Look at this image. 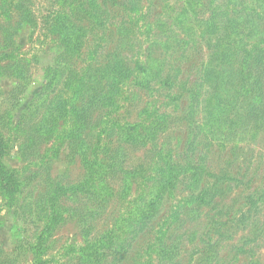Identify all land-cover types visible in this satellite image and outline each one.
<instances>
[{
	"label": "trees",
	"instance_id": "obj_1",
	"mask_svg": "<svg viewBox=\"0 0 264 264\" xmlns=\"http://www.w3.org/2000/svg\"><path fill=\"white\" fill-rule=\"evenodd\" d=\"M69 1L57 0L59 11L50 22L54 36L53 57L45 70V83L37 97L45 96L48 99L51 88L66 76L65 86L70 88V99L74 102L59 97L54 103L49 102L45 106L42 119L35 128L24 129L23 119L16 130L25 133L32 145L54 139L60 145L68 144L81 157L89 177L83 183L68 188L74 194L82 191L98 202L105 201L106 179L115 172L125 174L124 191L129 193L134 190L124 214L107 228L102 238L76 249L78 264H109L111 259L110 264H116L117 259L134 250V243L142 236L155 231L153 237L140 245L135 257L137 264H180L184 244L178 231L188 219L195 218L201 207L212 205L225 187L232 190L229 185L223 186L224 183H230L231 175L227 173L228 170L220 173L210 171L206 156L198 159L188 153L187 162L183 163V158H176L171 150L159 146H154L148 163L149 169L146 171L140 168L128 172L119 166L118 157L101 158L96 155L98 151L92 146L91 139L95 136L100 140L104 134L112 141L118 134H124V137L130 139L125 142L146 146L148 141L154 139L158 129H164L167 117L155 114L160 113L157 110L152 113L147 111L148 117H153L150 126L146 122L122 125L114 117L116 110L121 107V88L130 82V86L152 91V84L161 76L166 63L163 60L156 63L148 53L147 60H151V63L142 61L139 57L132 64L129 60L126 62L124 58H118L98 67L93 61H85L84 66L74 68L71 60L77 54H84L91 31L89 23L103 25L110 20L108 5L115 4L116 0H109L110 3L108 0H94L93 8L86 6L87 0H77L75 7ZM134 1L132 0L134 26H138L142 20L147 33L158 28L167 35V39V32H173L171 27H175L188 41L206 42L209 55L202 62L191 86L187 83L182 85V89L187 90L189 99L184 119L191 128L190 149L196 148L195 140L200 137L221 150H231L233 153L243 146L249 145L250 149L258 143L263 144L264 148V140L256 136L261 131L264 136V0H228V18H223L228 12H222V6L215 3V0H181V7L174 15L170 12L160 14L154 21L148 19L146 12H141V2ZM26 2L27 0H0V17L6 19L4 24L0 23L3 34L0 37V78L12 76L25 81L29 77L24 64L28 60L19 58L17 51L20 46L16 42L21 29L34 22L32 10L27 6L30 4ZM200 6L201 9H210V16L201 17ZM15 10L21 12L16 28L10 24ZM183 41L184 44L188 43L185 39ZM11 46L15 48L14 54L7 50ZM167 46L171 49L169 43ZM164 60L167 62L166 57ZM165 81L168 88L176 85L171 76ZM105 82H111L110 86ZM205 90L208 95L204 94ZM96 112H100L101 116L104 114L105 118L101 123L106 122L103 130L98 133L96 129L101 123L93 122ZM196 115L199 117L196 118ZM201 115L205 117L204 123L199 119ZM61 119L64 120V126L59 129ZM250 121L253 122L252 126L249 125ZM155 125L161 127L157 129ZM251 128L255 135L247 133ZM5 145L6 137L0 133V185L11 201L10 205H13L18 200L16 194L24 192L25 186L6 170L2 161ZM119 154L125 156L124 149H120ZM150 171L152 173L148 174ZM61 192L65 191L58 190L57 195L55 193L50 199L53 203L49 209L52 218L39 234L34 246L33 264L46 263L43 259L46 242L61 220L55 204ZM253 195V198L251 195L248 197L249 203L257 207L264 198V191ZM166 199L171 200L172 205L166 218L158 220L165 208ZM214 208L219 209L218 213H223V209L216 205ZM248 264L259 263L251 260Z\"/></svg>",
	"mask_w": 264,
	"mask_h": 264
},
{
	"label": "rangeland",
	"instance_id": "obj_2",
	"mask_svg": "<svg viewBox=\"0 0 264 264\" xmlns=\"http://www.w3.org/2000/svg\"><path fill=\"white\" fill-rule=\"evenodd\" d=\"M93 1L87 0L86 6L93 8ZM108 2L110 3L109 0ZM139 2L141 8L143 7L141 12H146L148 19L153 21L160 14L170 12L174 15L182 4L181 0ZM26 3L30 4L27 6L32 10L34 22L31 26L21 29L16 42L20 46L17 51L19 58L28 60L24 64L29 77L25 81L12 76L0 78V133L6 137L2 161L9 174L25 186L24 192L16 194L18 200L10 205L11 201L0 185V264H33L34 246L39 234L52 218L49 209L53 203L50 199L62 189L65 192H61L55 203L61 220L46 242V254L43 259L45 264H78L76 249L80 245L102 238L107 228L124 214L134 190L129 193L124 191L125 174L115 172L106 179L105 201L98 202L82 191L74 194L68 188L83 183L89 177L81 157L72 151L68 144L60 145L55 143L54 139L32 145L25 133L16 130L23 119L24 129L35 128L49 102L54 103L59 97H71L70 88L65 86L66 76L51 88L48 99L45 96L37 97L45 83V70L53 57L54 36L50 22L59 11V5L57 0H27ZM215 3L222 6V12H228L223 16L228 18V0H215ZM69 4L75 7L77 0H70ZM108 8L110 20L105 21L103 25L89 23L91 31L87 37L84 54H77L71 60L73 67L79 69L84 66L85 61H93L98 67L118 58H124L126 62L129 60L130 64L136 62L138 57L151 63V60H147L148 53L156 63L163 60L166 63L164 71L153 82L152 91L130 86V82L121 88V107L116 110L114 119L119 120L122 125L146 122L150 126L153 117H148L147 111L152 113L157 110L160 113L155 114H164L167 122L163 130L161 125H155L161 131L158 129L154 139L148 141L146 146L125 142L130 139L124 137V134H118L112 141L104 134L100 140L95 136L91 139L92 146L98 151L96 155L101 158L118 157L119 166L128 172L140 168L146 171L149 169L148 163L152 158L154 146H159L171 150L176 154V158H183V163L187 162L189 154L198 159L200 156H206L210 171L220 173L228 170L227 173L231 175L230 183H224L223 186L229 185L232 190L225 187L212 205L201 207L195 218L188 219L185 226L178 231L184 244L180 264H248L251 260L264 264V198L257 207L249 203L248 198L250 195L253 198V193L264 191L263 144L252 145L253 148L250 149L249 145L243 146L241 150L233 153L231 150H221L200 137L195 140L194 150L189 147L191 128L184 119L188 112L189 99L187 90H183L182 85L187 83L191 86L202 62L209 55L206 42L188 41L175 27H171L173 32H167V39V35L158 28L152 33H147V27L142 20L138 26H134L132 0H116V3L108 5ZM199 11L203 18L210 16L209 12H212L208 8L201 9V6ZM19 13L20 10L13 11L10 24L14 28L20 21ZM5 22L6 19L1 16L0 23ZM0 37H3L1 31ZM184 39L187 44H184ZM168 43L171 49L167 46ZM7 50L14 54L15 48L11 46ZM132 67L134 68L133 65ZM169 76L176 83L172 88L166 87L165 84ZM105 84L109 87L111 82ZM204 94H207L206 90ZM70 102L74 101L70 99ZM198 117L199 115H196V118ZM202 117L203 115L199 119L204 123L205 117L203 120ZM104 118V114L101 116L100 112H96L93 122L101 123ZM63 121H59V129L63 128ZM105 123L98 126L97 133L103 130ZM249 125L252 126L253 122L250 121ZM254 132L252 128L247 130L249 134L255 135ZM256 136L264 140L262 131ZM120 149H124L125 156H120ZM151 173L152 171L148 172ZM170 201L165 200V208L158 220L166 218L172 205ZM215 205L223 209L222 214L218 213L219 209L214 208ZM155 232L142 236L134 243V250L117 259L116 264H137L135 257L140 245L153 237ZM209 257L213 258L208 259Z\"/></svg>",
	"mask_w": 264,
	"mask_h": 264
}]
</instances>
